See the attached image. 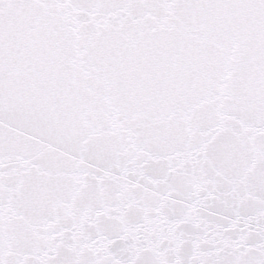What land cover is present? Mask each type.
I'll list each match as a JSON object with an SVG mask.
<instances>
[{
	"label": "snow or ice",
	"instance_id": "snow-or-ice-1",
	"mask_svg": "<svg viewBox=\"0 0 264 264\" xmlns=\"http://www.w3.org/2000/svg\"><path fill=\"white\" fill-rule=\"evenodd\" d=\"M0 264H264V0H0Z\"/></svg>",
	"mask_w": 264,
	"mask_h": 264
}]
</instances>
